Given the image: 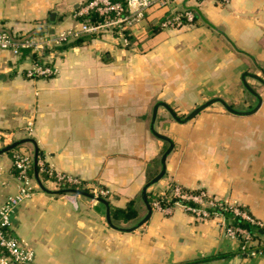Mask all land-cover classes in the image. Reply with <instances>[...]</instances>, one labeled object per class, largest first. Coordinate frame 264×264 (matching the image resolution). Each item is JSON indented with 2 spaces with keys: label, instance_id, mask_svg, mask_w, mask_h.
Returning <instances> with one entry per match:
<instances>
[{
  "label": "crops",
  "instance_id": "crops-1",
  "mask_svg": "<svg viewBox=\"0 0 264 264\" xmlns=\"http://www.w3.org/2000/svg\"><path fill=\"white\" fill-rule=\"evenodd\" d=\"M83 1L0 0V26L22 35L62 32L78 25L82 18L74 12ZM182 10H192L194 19L162 27L167 14ZM130 40L124 45L109 32L54 46L43 60L57 73L38 78L26 74L30 50L0 49V130L7 133L0 151L35 141L0 152V205L18 189L14 151L33 154L37 190L15 209L11 233L34 250L35 264H264V252L243 253L240 240L226 234L228 213L202 220L164 200L141 226L120 229L146 215L142 190L169 146L151 128L156 103L180 118L214 97L241 111L257 105L243 76H264V0H170L149 9ZM255 90L262 102L248 114L215 102L183 122L159 105L154 127L173 149L164 176L147 192L172 185L202 190L264 222V86ZM48 169L79 178L93 194L106 189L101 197L110 207L134 201L137 216L125 222L111 215L113 227L104 203L63 191Z\"/></svg>",
  "mask_w": 264,
  "mask_h": 264
},
{
  "label": "built area",
  "instance_id": "built-area-1",
  "mask_svg": "<svg viewBox=\"0 0 264 264\" xmlns=\"http://www.w3.org/2000/svg\"><path fill=\"white\" fill-rule=\"evenodd\" d=\"M228 2L229 0H221ZM170 0H85L75 15L82 18L78 25L62 32L44 31L37 35L16 34L7 29L0 28V49H9L16 54L30 50L34 54L32 66L27 71L31 78L52 77L57 68L49 65L43 59L45 51L54 46L62 45L84 34L113 33L124 45L130 43L132 27L145 18L146 13L153 6H167ZM192 10H182L167 14L161 21L162 27H181L186 21H192ZM28 130H32V122H28ZM7 133L0 130V145L5 142ZM33 154L30 150L20 149L13 153V167L18 179V189L9 195L0 205V264H35V252L27 246L18 236L11 233L12 215L22 203L33 197L37 190L32 175ZM42 170H45L42 167ZM59 187H73L81 183L80 179L53 170H46ZM171 197L176 203H181L185 209L198 219L206 220L213 215L228 213L233 217H240L250 221L257 228L264 230V222L255 219L244 208L230 205L221 199L209 196L205 191H189L178 185H172L167 190L157 193L152 209H161L163 198ZM104 188L97 189L95 196L107 195ZM191 201L193 204L184 203ZM225 231L229 237L240 240L241 252L256 255L264 251V242H260L256 232H251L242 226L225 224ZM259 245V246H257ZM263 245V246H262ZM256 246V248H251ZM261 246V247H260ZM258 248V249H257Z\"/></svg>",
  "mask_w": 264,
  "mask_h": 264
},
{
  "label": "water",
  "instance_id": "water-1",
  "mask_svg": "<svg viewBox=\"0 0 264 264\" xmlns=\"http://www.w3.org/2000/svg\"><path fill=\"white\" fill-rule=\"evenodd\" d=\"M54 13H52L51 16H53ZM247 75H250L251 77L259 80L261 83L264 84V76H260L256 73H245V75L243 76V82H244V85L247 87V89H249L258 99V103L257 105L251 109L250 111H241V110H238L236 108H234L230 103H228L226 100H224L223 98L221 97H214V98H211L207 101H205L204 103H202L201 105L197 106L195 109H193L188 115H186L184 118H180L179 116H177L176 112L173 110L172 107H170L168 104H166L165 102L163 101H159L158 103L155 104V107H154V110H153V115H152V125H151V128H152V131L153 133H155L158 137L166 140L169 142V146L167 147V149L164 151V153L162 154V157H161V165H162V168L161 170L159 171V173L157 175H155L151 180H149L143 187V190H142V196H143V199H144V202H145V205H146V208H147V213L146 215L136 224L134 225L133 227H128V228H120V227H117L116 228H120L121 230H132V229H135L139 226H141L143 223H145L151 216L152 212H153V209H152V205L151 203L149 202L148 198H147V189L149 186L157 183L165 174V171H166V159H167V156L169 155V153L171 152V150L173 149V142L171 140V138H169L168 136L164 135V134H161L159 132H157L155 130V127H154V123H155V120H156V117H157V109L159 107V105H163L165 106L168 111L179 121H187L191 118H193L195 115H197L201 110H203L204 108H206L207 106H209L210 104L212 103H215V102H220L224 105V107L231 111L232 113H235V114H248V113H252L254 111H256L260 105H261V102H262V99H261V96L259 95V93L253 89V87L247 82L246 80V76ZM26 141H30V142H33L35 143V141L33 139H25L24 141L22 142H26ZM22 142H16L8 147H5L4 149H2L0 152L2 151H6V150H10V149H13L15 148L16 146H18L20 143ZM38 148H37V145H36V158H35V164L37 163L38 161ZM36 173V179L40 185V187H42L43 189L45 190H48L45 188V186L42 184L39 176H38V172L35 171ZM63 191L65 192H72V193H77V194H81V195H85V196H89V197H93L95 198L97 201L101 202V203H104L107 207V210H106V217H107V220H108V223L110 225H112L113 227H115V225L113 224L112 222V218H111V213H110V206H109V202L104 198V197H101V196H95L93 193H90V192H87V191H84V190H80V189H77V188H66L64 189Z\"/></svg>",
  "mask_w": 264,
  "mask_h": 264
},
{
  "label": "trees",
  "instance_id": "trees-1",
  "mask_svg": "<svg viewBox=\"0 0 264 264\" xmlns=\"http://www.w3.org/2000/svg\"><path fill=\"white\" fill-rule=\"evenodd\" d=\"M37 33H39V32H37ZM38 157L40 158L41 157V154L39 153L38 154ZM36 170L39 172V174H41V178L42 179H45V175L47 176V174H45L44 173V171H42L41 169H40V166H39V164H37L36 165ZM74 188H77V189H80V190H84V191H87V192H90V193H92L90 190H89V188H86V187H83V186H81V185H75V186H73ZM187 190V189H186ZM171 190H168V196H170L169 198H163V202H164V200H168L167 202H175V199H177V198H173V197H171ZM147 198H148V200H149V202L151 203V205H152V203H153V201L156 199V194H154L153 195V193L152 192H150V191H148L147 192ZM184 203H190L191 201H183ZM111 208V215L113 216V218H118V219H122V220H124L125 222H127V221H129V220H131V219H133V218H135L136 216H137V211H136V209H135V207H134V201H131L126 207H124V208H118V207H110ZM231 223H232V225H235V226H242V227H244V228H246V229H248L249 231H251V232H256L258 235H260V238H258V239H260L259 241L260 242H264V238L262 237V235L264 236V230L263 229H261V228H258L257 229V226L256 225H254V224H252L250 221H248V220H246V219H242V218H240V217H231ZM254 227H256V229L254 228ZM257 246H259V245H257ZM263 246V245H262ZM256 246H253V247H251V248H255ZM261 247V246H260ZM241 250V249H240ZM264 252V251H263Z\"/></svg>",
  "mask_w": 264,
  "mask_h": 264
},
{
  "label": "rangeland",
  "instance_id": "rangeland-1",
  "mask_svg": "<svg viewBox=\"0 0 264 264\" xmlns=\"http://www.w3.org/2000/svg\"><path fill=\"white\" fill-rule=\"evenodd\" d=\"M76 11V10H75ZM75 13V12H74ZM0 28H2L1 26H0ZM2 29H7V28H2ZM132 29H133V27H132ZM45 31H47L46 33L47 34H49L50 32L48 31V30H45ZM49 32V33H48ZM15 33V32H14ZM57 33H59V32H57ZM16 34H18V33H16ZM131 41V40H130ZM248 81L250 80V81H253L252 83H253V85H252V87H254L255 89L256 88H262L263 86H264V84L263 83H261L259 80H252V79H247ZM247 92H249L250 94H253L249 89H248V91ZM247 94V93H246ZM248 95V94H247ZM254 95V94H253ZM249 96V98L251 97V101L252 102H250V103H252V104H255V102L253 101V97L251 96V95H248ZM243 106V108L245 107L244 105H242ZM258 229V228H257Z\"/></svg>",
  "mask_w": 264,
  "mask_h": 264
}]
</instances>
